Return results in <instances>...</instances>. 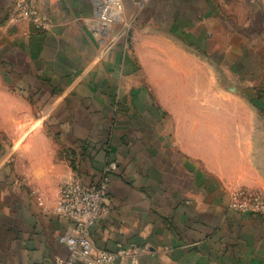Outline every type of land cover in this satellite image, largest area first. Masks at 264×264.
Instances as JSON below:
<instances>
[{
	"label": "crops",
	"instance_id": "obj_1",
	"mask_svg": "<svg viewBox=\"0 0 264 264\" xmlns=\"http://www.w3.org/2000/svg\"><path fill=\"white\" fill-rule=\"evenodd\" d=\"M14 1L0 0V264L66 258L72 223L33 191L50 208L104 166L95 249L264 264V216L229 206L233 189L264 192V38L237 0H120L110 26L106 0H36L43 31L7 22Z\"/></svg>",
	"mask_w": 264,
	"mask_h": 264
},
{
	"label": "built area",
	"instance_id": "obj_2",
	"mask_svg": "<svg viewBox=\"0 0 264 264\" xmlns=\"http://www.w3.org/2000/svg\"><path fill=\"white\" fill-rule=\"evenodd\" d=\"M123 4L120 0H106L103 2L98 18L104 26H110L122 12ZM27 20L35 30L43 31L48 23L37 8L36 0H15L7 17V22ZM108 167L101 169L95 185L83 184L79 179L63 182L58 187L54 203L48 208L44 197L39 191H33L37 203L44 209L71 221L70 233L59 237L67 250L66 258L55 257L51 264H120L128 258L131 264L136 261V254L132 250L117 246L115 250L104 248L95 249L90 238V228L97 222L103 212L109 191ZM231 209L264 216V192L245 188L230 191ZM50 264V263H44Z\"/></svg>",
	"mask_w": 264,
	"mask_h": 264
},
{
	"label": "rangeland",
	"instance_id": "obj_3",
	"mask_svg": "<svg viewBox=\"0 0 264 264\" xmlns=\"http://www.w3.org/2000/svg\"><path fill=\"white\" fill-rule=\"evenodd\" d=\"M238 4L233 8L238 15L247 17L252 22L254 39L264 38V0H237ZM249 24V23H248Z\"/></svg>",
	"mask_w": 264,
	"mask_h": 264
}]
</instances>
